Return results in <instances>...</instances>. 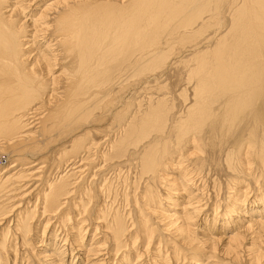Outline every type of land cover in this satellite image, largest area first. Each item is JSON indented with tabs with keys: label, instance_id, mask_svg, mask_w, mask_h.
<instances>
[{
	"label": "bare ground",
	"instance_id": "bare-ground-1",
	"mask_svg": "<svg viewBox=\"0 0 264 264\" xmlns=\"http://www.w3.org/2000/svg\"><path fill=\"white\" fill-rule=\"evenodd\" d=\"M0 264H264V0H0Z\"/></svg>",
	"mask_w": 264,
	"mask_h": 264
},
{
	"label": "rangeland",
	"instance_id": "rangeland-1",
	"mask_svg": "<svg viewBox=\"0 0 264 264\" xmlns=\"http://www.w3.org/2000/svg\"><path fill=\"white\" fill-rule=\"evenodd\" d=\"M1 162H2V166H5V165H7V162H6V164L4 163V161L3 160H1Z\"/></svg>",
	"mask_w": 264,
	"mask_h": 264
}]
</instances>
